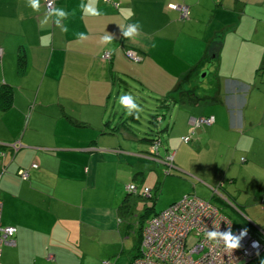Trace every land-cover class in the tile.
Returning a JSON list of instances; mask_svg holds the SVG:
<instances>
[{
  "label": "crops",
  "instance_id": "1",
  "mask_svg": "<svg viewBox=\"0 0 264 264\" xmlns=\"http://www.w3.org/2000/svg\"><path fill=\"white\" fill-rule=\"evenodd\" d=\"M181 3L190 7L187 17L174 7ZM39 4L0 0L2 223L14 226L9 206L30 226L39 217L50 234L37 243L92 248L120 229L128 215L120 206L128 196L130 212L134 195L125 187L135 181L140 191L156 185V195L168 189L164 208L191 193L211 200L235 227L264 240V0H55L68 13L60 25L45 0ZM137 22L136 36L124 37L120 25ZM106 34L110 42L101 41ZM122 94L133 96L138 118L119 103ZM147 110L160 114L152 115L157 125ZM212 115L215 122L194 126ZM157 132L153 153L146 137ZM143 154L160 159L149 158L166 174L124 172L122 163ZM39 207L51 216L33 213ZM48 259L90 264L66 251ZM244 264H264V250Z\"/></svg>",
  "mask_w": 264,
  "mask_h": 264
},
{
  "label": "built area",
  "instance_id": "2",
  "mask_svg": "<svg viewBox=\"0 0 264 264\" xmlns=\"http://www.w3.org/2000/svg\"><path fill=\"white\" fill-rule=\"evenodd\" d=\"M45 6L50 12L55 9V0H45ZM174 7L181 11L183 17L190 13V7L186 4H175ZM3 54L4 49L0 47V59ZM127 54L135 61L140 60L133 49H128ZM112 56L110 51L103 55L105 59H111ZM213 122L215 116H203L194 120V126ZM193 132L184 136L183 141H191ZM160 146L161 141H155L152 152L158 153ZM167 162L172 165L173 155L167 157ZM5 171L6 168L0 169V179ZM18 173L23 179L29 178L27 169H20ZM127 190L133 194L140 191L134 182L127 184ZM144 191L149 194L151 192L149 188ZM2 210L3 201L0 197V264L3 246L16 245L17 233L16 227L2 223ZM214 227L221 231L230 229L237 236L244 230L246 232L236 248H229L222 240L207 239L205 232ZM262 233L264 237V228ZM190 238L192 243H189ZM263 250L264 240L253 236L246 228L235 227L232 220L211 200L191 193L148 218L142 227L140 251L133 256L130 264H244L256 258ZM101 264L113 263L110 259H105Z\"/></svg>",
  "mask_w": 264,
  "mask_h": 264
},
{
  "label": "rangeland",
  "instance_id": "3",
  "mask_svg": "<svg viewBox=\"0 0 264 264\" xmlns=\"http://www.w3.org/2000/svg\"><path fill=\"white\" fill-rule=\"evenodd\" d=\"M151 105L152 107L150 106L149 109H153L151 111L153 112L157 109V107L155 108L156 104ZM146 113L147 121L151 120L154 113L150 115L149 110H147ZM153 128L155 131L157 130L156 127L153 126ZM149 158L160 160L153 156L143 154V156L140 158L132 157L130 159L131 165H128V162L122 163L121 168H123L125 172V170L130 168L139 169V167H141L153 169L151 173L154 174L159 171L163 174H166V165L159 164L155 160L150 161ZM167 163L169 164V162ZM155 186H153V191L150 192V194L145 193L144 188L143 191H140V195L137 197L134 196L135 194L132 195L133 203L131 204V211L126 216V219L122 220V222H119L120 229L106 231V240L99 241V243L92 248H90L88 243H85L83 247L78 244L77 246L72 245L70 247L66 246L65 248L60 246H53V248H51L44 246V244L37 243L38 238L44 239L48 237V234H50V232H45L44 226L42 227V225H39L37 220L39 217H33L32 220L35 222H33L32 226H30L28 217L22 216L20 212L16 210L13 211L11 208H9V206H7L6 213L10 215L9 218H11L14 227L19 230V233L17 230L15 236V240L18 242V244L4 245L2 252L3 264H60L55 259H48V255L53 254L54 251H57L60 254L66 251L72 259L78 258L81 260H89L90 264H97L98 262H101L105 259H110L113 264H130L133 259V255L136 252L135 246L139 241L142 224L148 220L146 218L147 216H145V218L142 220V214L145 212L147 207L154 205V200L151 198V195L155 193ZM125 189H127V186ZM201 189L203 191L206 190L205 187H201ZM172 196L173 195L169 193L168 189H166L165 193H162L161 191L158 192L154 209L145 215L149 214V216H153L157 211L168 208L171 204L166 208L164 207L167 205V203L169 204L168 201ZM200 196H204L203 192H201ZM33 213L42 217L51 216V214L48 213L45 208L41 207L34 208ZM189 243H192V238H190Z\"/></svg>",
  "mask_w": 264,
  "mask_h": 264
},
{
  "label": "clouds",
  "instance_id": "4",
  "mask_svg": "<svg viewBox=\"0 0 264 264\" xmlns=\"http://www.w3.org/2000/svg\"><path fill=\"white\" fill-rule=\"evenodd\" d=\"M27 5L31 7L33 10L39 9V0H27ZM81 7L85 10V12L90 13L92 15H99L100 11L89 5H81ZM55 13L56 24L60 25L61 18H64L68 15V13L63 8H55L51 9L49 15ZM122 28V34L126 38H134L138 32L139 23H131L127 26L120 25ZM62 31H67V27L62 28ZM78 36L83 39L85 38L84 33H79ZM112 40L111 35H104L101 37L102 42H110ZM118 101L124 108L127 110L129 115H135L138 118L139 105L135 102L134 98L130 94H122L118 97ZM246 230L242 231L240 236L234 235L232 231L229 229L227 231H221L216 229L215 227L211 230H207L205 232V236L208 240H222L229 248H236L239 245L240 238L244 235Z\"/></svg>",
  "mask_w": 264,
  "mask_h": 264
},
{
  "label": "trees",
  "instance_id": "5",
  "mask_svg": "<svg viewBox=\"0 0 264 264\" xmlns=\"http://www.w3.org/2000/svg\"><path fill=\"white\" fill-rule=\"evenodd\" d=\"M163 105H166V104H163ZM158 115H154V117H157ZM152 122H155V120H151ZM154 129V128H153ZM146 139H148L149 141H151L152 143H154L155 141H160V136H159V132H157V134H155V136L154 137H152V136H148V137H146ZM168 172L170 173V170H168ZM128 191V190H127ZM128 194H130V192L128 191ZM151 198L154 200V205H152L151 207H147L146 208V210H145V212L142 214V220H143V218H145V216H147L146 218L148 219L149 217H151V216H149V214L148 215H145V214H147L148 212H150L152 209H154V206H155V201H156V199H157V195H156V193H153L152 195H151ZM129 208H130V202H129V198H128V196H127V198L125 199V201L123 202V204L120 206V210H121V216L122 217H124L125 215H127L128 213H129ZM155 214H157V212L155 213ZM149 216V217H148ZM146 219V220H147ZM146 222V221H145ZM144 222V223H145ZM144 223L142 224V227H143V225H144ZM142 227H141V229H140V235H139V241H138V243L136 244V246H135V250H136V252H135V254L134 255H136L137 253H138V251H140V244H141V238H142ZM133 255V256H134Z\"/></svg>",
  "mask_w": 264,
  "mask_h": 264
},
{
  "label": "water",
  "instance_id": "6",
  "mask_svg": "<svg viewBox=\"0 0 264 264\" xmlns=\"http://www.w3.org/2000/svg\"><path fill=\"white\" fill-rule=\"evenodd\" d=\"M207 72H208V70H206V71H204L203 72V74H202V77L203 76H206V74H207ZM158 108V107H157ZM157 110V109H156ZM153 115H156V114H153ZM158 115H160V114H158ZM155 125H157V123L156 122H153ZM249 262V261H248ZM247 263V262H246Z\"/></svg>",
  "mask_w": 264,
  "mask_h": 264
},
{
  "label": "bare ground",
  "instance_id": "7",
  "mask_svg": "<svg viewBox=\"0 0 264 264\" xmlns=\"http://www.w3.org/2000/svg\"><path fill=\"white\" fill-rule=\"evenodd\" d=\"M135 182V181H134Z\"/></svg>",
  "mask_w": 264,
  "mask_h": 264
}]
</instances>
